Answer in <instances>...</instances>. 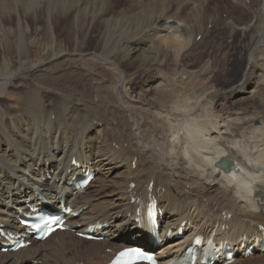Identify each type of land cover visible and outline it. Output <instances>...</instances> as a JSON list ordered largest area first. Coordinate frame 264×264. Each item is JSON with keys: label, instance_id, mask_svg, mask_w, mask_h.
<instances>
[{"label": "bare ground", "instance_id": "6f19581e", "mask_svg": "<svg viewBox=\"0 0 264 264\" xmlns=\"http://www.w3.org/2000/svg\"><path fill=\"white\" fill-rule=\"evenodd\" d=\"M216 37L235 43L210 47L215 81L198 43ZM38 47L47 58L36 60ZM233 57L245 61L239 77L217 86ZM263 89L264 0H0V227L23 234L22 213L46 200L81 211L76 231L0 252V264H107L108 249L155 250L137 223L150 193L166 212L161 264L195 234L237 244L233 264H264V252L242 248L264 242ZM224 157L230 171L216 166ZM92 169L95 182L75 191ZM97 223L102 241L78 236Z\"/></svg>", "mask_w": 264, "mask_h": 264}, {"label": "rangeland", "instance_id": "374dc122", "mask_svg": "<svg viewBox=\"0 0 264 264\" xmlns=\"http://www.w3.org/2000/svg\"><path fill=\"white\" fill-rule=\"evenodd\" d=\"M203 31V30H202ZM31 36H32V38L33 39H35L33 36H35L36 38H39V36L38 35H34V34H31ZM216 40H214V38L213 39H210V38H206V39H204V41L202 40L201 42H199L198 43V46H200L199 47V50L200 51H203V60H202V62L203 63H206V62H208L209 60V64H211V65H213L214 66V69L216 68V65L215 64H212V62L213 63H215V55L214 54H210L209 52L211 51V48H214V45L216 46L217 44H219V43H221V44H224L226 47H228L229 46V44H233V43H235V41L234 40H231V41H225V40H220L218 37H216L215 38ZM197 40H200V39H197ZM210 41V42H209ZM217 41V42H216ZM225 41V42H224ZM228 42H230L229 44H228ZM232 42V43H231ZM217 43V44H216ZM238 43V42H237ZM239 45H240V43H239ZM201 47H203L202 49H201ZM211 47V48H210ZM39 49V50H38ZM38 49L36 48L35 49V55H36V60H39V59H44V58H47V56L48 55H46V53H45V51H44V49H40L39 47H38ZM207 49V50H206ZM236 51H240V48H239V50H236ZM244 56V55H243ZM39 58V59H38ZM210 58V59H209ZM205 59V60H204ZM213 60V61H212ZM241 60V61H240ZM240 60H238L236 57H233L232 58V66L229 68V72H230V74L229 75H223L222 74V76H220L219 78H218V81L216 82V85L218 86V85H221V84H223L222 82L227 78L228 80H231L232 79V81H233V78H234V80H236L238 77H239V71L244 67V65H245V61H244V59L242 60V59H240ZM212 61V62H211ZM243 61V62H242ZM232 71V72H231ZM233 73V74H232ZM212 74V76H211V78H212V80H215L216 81V76H217V74H218V72H217V70L215 69V70H211V72H210V75ZM216 76H215V75ZM236 74V75H235ZM220 82V83H219ZM25 84L24 83H19V84H16L15 85V88H13L12 89V92H13V94H15L13 97H10V98H12L14 101H18L19 100V98H18V96L16 95V94H18V93H20L21 92V86H24ZM192 90H194V88L192 89L191 88V91ZM261 92V94H263L264 95V89L263 90H261L260 91ZM249 96V95H248ZM247 96V97H248ZM250 97V96H249ZM262 98H264V96L262 97ZM261 98V99H262ZM242 99V97H240V98H237V100H238V104L236 105V106H239V107H244V105H248V104H250V102L248 101V102H246V101H243V100H241ZM261 99H256L258 102H257V104H260V103H262V100ZM242 101V103H241V101ZM240 103V104H239ZM244 103V104H243ZM252 107H253V105L252 104H250ZM257 111H264V108H261V109H256Z\"/></svg>", "mask_w": 264, "mask_h": 264}, {"label": "snow or ice", "instance_id": "6c2138e0", "mask_svg": "<svg viewBox=\"0 0 264 264\" xmlns=\"http://www.w3.org/2000/svg\"><path fill=\"white\" fill-rule=\"evenodd\" d=\"M217 167L228 170L231 167V161L230 160H222L220 162H218ZM121 256H132L135 255L137 257L142 256L143 252L140 249H136V248H130V249H126L125 251L120 253ZM151 257H149L150 259Z\"/></svg>", "mask_w": 264, "mask_h": 264}]
</instances>
